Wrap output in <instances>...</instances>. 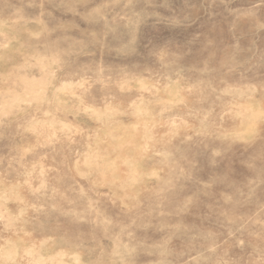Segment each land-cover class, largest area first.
Segmentation results:
<instances>
[{
	"label": "rangeland",
	"instance_id": "rangeland-1",
	"mask_svg": "<svg viewBox=\"0 0 264 264\" xmlns=\"http://www.w3.org/2000/svg\"><path fill=\"white\" fill-rule=\"evenodd\" d=\"M0 264H264V0H0Z\"/></svg>",
	"mask_w": 264,
	"mask_h": 264
}]
</instances>
